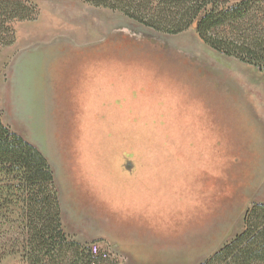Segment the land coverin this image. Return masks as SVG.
I'll return each instance as SVG.
<instances>
[{
    "label": "rangeland",
    "instance_id": "374dc122",
    "mask_svg": "<svg viewBox=\"0 0 264 264\" xmlns=\"http://www.w3.org/2000/svg\"><path fill=\"white\" fill-rule=\"evenodd\" d=\"M32 1L38 19L18 22L16 42L0 50V114L46 152L61 208L76 216L75 233L86 241L65 231L109 251L101 264L206 261L244 230L246 211L264 202V71L215 51L195 27L166 34L86 0ZM94 72L112 90L100 101L110 105L100 112L110 121L98 125L76 111L78 84ZM172 140L180 154L160 158L178 164L169 171L178 179L163 187L171 194H160L167 217L157 232L138 216L126 222L148 240L129 254L94 238L126 230L125 212L93 191L98 171L107 189L108 174L140 143L169 149ZM20 232L0 221V264H23L13 253Z\"/></svg>",
    "mask_w": 264,
    "mask_h": 264
},
{
    "label": "trees",
    "instance_id": "16d2710c",
    "mask_svg": "<svg viewBox=\"0 0 264 264\" xmlns=\"http://www.w3.org/2000/svg\"><path fill=\"white\" fill-rule=\"evenodd\" d=\"M86 1L166 34H179L196 25L198 35L212 49L264 71V0ZM39 15L40 7L32 0H0V50L16 42L18 22L34 21ZM0 221L21 231L13 253L21 256L23 264H101L107 260L93 256L90 245L65 231L48 159L6 125L1 114ZM201 264H264V203H254L244 216V230Z\"/></svg>",
    "mask_w": 264,
    "mask_h": 264
},
{
    "label": "crops",
    "instance_id": "0c3cea01",
    "mask_svg": "<svg viewBox=\"0 0 264 264\" xmlns=\"http://www.w3.org/2000/svg\"><path fill=\"white\" fill-rule=\"evenodd\" d=\"M84 79V78H83ZM85 84L79 82V87L76 90V103H77V112L80 116L83 123H91L98 125L99 123H105L110 121V116L101 115L100 112L105 111L110 105H101L100 101L110 97L112 90L107 87H100L99 77L97 73H93L90 77L86 76ZM100 90V91H99ZM78 101V102H77ZM102 108V109H100ZM100 109V110H99ZM187 121V120H186ZM190 122V121H187ZM172 138L174 135L172 134ZM177 140V139H176ZM178 144V141H173L171 147H162L160 143L159 147H147L146 143L143 145L140 143V148L135 149L134 152H130L126 157V162L120 166H117L113 169L112 174L107 176V189L104 188V180L99 179L103 174V171L99 170L95 180V193L98 197L104 198L106 195L107 203L112 207V210L115 212L124 211L122 222L120 224L121 228L126 230L123 233H120L117 229L111 230V232L103 233L98 238H104L114 243L117 248L125 254H129V250L132 249V245L145 243L148 241L146 237H140L137 233L139 230L129 232L128 225L132 224L134 221L130 222L132 219H138V224L148 226L152 231L157 232L156 229L158 224L161 222V217H167L166 214H163L164 210L160 206L159 198L163 189L167 194H171L174 190L169 187L168 190L163 188L166 184L169 186L171 181L178 179V175H172L169 172L171 169H178V164H169L170 160L161 159L160 154L165 152V154L178 155L180 154L179 147H173L175 143ZM34 144V143H33ZM50 161L44 150H41L36 146ZM51 163V162H50ZM59 175H56V180L60 179L62 171ZM56 172V171H55ZM66 175H69L68 172ZM72 180L74 181L72 175ZM69 183V182H68ZM62 195L64 191L62 190ZM264 203V202H258ZM171 206V205H170ZM169 207V206H168ZM164 208H167L164 205ZM63 211V225L66 228L67 232L76 237L78 240H85V235L83 239L79 238L75 229L77 226L74 224L76 221V216L74 219L71 218V211L68 208L62 207ZM167 214H171L169 208H167ZM125 222V223H124ZM78 224V223H77ZM145 226V227H146ZM119 227V226H118ZM143 230V229H142ZM144 233L149 235V232L144 231ZM105 235V236H104ZM88 240V239H87ZM156 241V239L154 240ZM153 241V243H154ZM131 251V250H130Z\"/></svg>",
    "mask_w": 264,
    "mask_h": 264
},
{
    "label": "built area",
    "instance_id": "2783aa9c",
    "mask_svg": "<svg viewBox=\"0 0 264 264\" xmlns=\"http://www.w3.org/2000/svg\"><path fill=\"white\" fill-rule=\"evenodd\" d=\"M90 251L93 256H100L104 259L110 258L109 251L101 249L96 243L90 245Z\"/></svg>",
    "mask_w": 264,
    "mask_h": 264
},
{
    "label": "water",
    "instance_id": "95a60500",
    "mask_svg": "<svg viewBox=\"0 0 264 264\" xmlns=\"http://www.w3.org/2000/svg\"><path fill=\"white\" fill-rule=\"evenodd\" d=\"M194 27H196V25H194Z\"/></svg>",
    "mask_w": 264,
    "mask_h": 264
}]
</instances>
